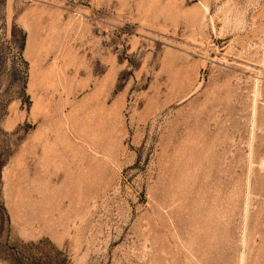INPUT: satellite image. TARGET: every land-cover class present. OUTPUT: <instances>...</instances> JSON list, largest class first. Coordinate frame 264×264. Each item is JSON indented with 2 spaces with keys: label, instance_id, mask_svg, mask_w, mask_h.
<instances>
[{
  "label": "rangeland",
  "instance_id": "374dc122",
  "mask_svg": "<svg viewBox=\"0 0 264 264\" xmlns=\"http://www.w3.org/2000/svg\"><path fill=\"white\" fill-rule=\"evenodd\" d=\"M40 240L264 264V0H0V264Z\"/></svg>",
  "mask_w": 264,
  "mask_h": 264
},
{
  "label": "trees",
  "instance_id": "16d2710c",
  "mask_svg": "<svg viewBox=\"0 0 264 264\" xmlns=\"http://www.w3.org/2000/svg\"><path fill=\"white\" fill-rule=\"evenodd\" d=\"M4 259L9 264H68L67 256L46 240L16 245L6 250Z\"/></svg>",
  "mask_w": 264,
  "mask_h": 264
},
{
  "label": "bare ground",
  "instance_id": "6f19581e",
  "mask_svg": "<svg viewBox=\"0 0 264 264\" xmlns=\"http://www.w3.org/2000/svg\"><path fill=\"white\" fill-rule=\"evenodd\" d=\"M258 83V82H257Z\"/></svg>",
  "mask_w": 264,
  "mask_h": 264
}]
</instances>
